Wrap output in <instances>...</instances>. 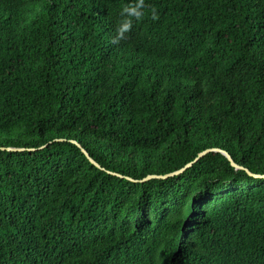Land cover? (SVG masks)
Returning <instances> with one entry per match:
<instances>
[{"label": "trees", "instance_id": "obj_1", "mask_svg": "<svg viewBox=\"0 0 264 264\" xmlns=\"http://www.w3.org/2000/svg\"><path fill=\"white\" fill-rule=\"evenodd\" d=\"M132 2L0 0V264H264V0Z\"/></svg>", "mask_w": 264, "mask_h": 264}, {"label": "clouds", "instance_id": "obj_2", "mask_svg": "<svg viewBox=\"0 0 264 264\" xmlns=\"http://www.w3.org/2000/svg\"><path fill=\"white\" fill-rule=\"evenodd\" d=\"M144 0H134V2L123 6L120 10V21L116 26V37L114 39H124L132 27L133 19L139 20L143 16ZM152 19H157L155 12Z\"/></svg>", "mask_w": 264, "mask_h": 264}, {"label": "water", "instance_id": "obj_3", "mask_svg": "<svg viewBox=\"0 0 264 264\" xmlns=\"http://www.w3.org/2000/svg\"><path fill=\"white\" fill-rule=\"evenodd\" d=\"M210 151H217V152H222L230 161H231V164L233 166H237L232 160H231V157L230 155L227 153V152H224V151H221L220 149H212V150H205L203 152H201L198 157L191 163L187 164L184 168L180 169L179 171H176L174 173H171V174H167L165 176H162L163 178H167L169 176H174V175H178V174H181L183 173L185 170H187L188 168H190L194 163H196L201 157H203L205 154H207L208 152ZM85 154L89 157L88 153L86 151H84ZM92 162L94 163V161L92 160ZM255 177L257 178H264V175H254ZM148 179V178H146Z\"/></svg>", "mask_w": 264, "mask_h": 264}]
</instances>
